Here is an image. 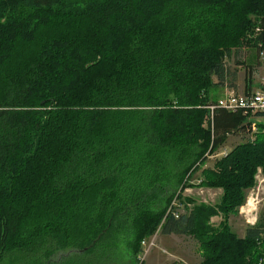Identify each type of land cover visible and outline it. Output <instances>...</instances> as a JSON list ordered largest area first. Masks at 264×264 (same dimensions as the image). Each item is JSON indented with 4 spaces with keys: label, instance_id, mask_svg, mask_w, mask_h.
<instances>
[{
    "label": "trees",
    "instance_id": "obj_1",
    "mask_svg": "<svg viewBox=\"0 0 264 264\" xmlns=\"http://www.w3.org/2000/svg\"><path fill=\"white\" fill-rule=\"evenodd\" d=\"M242 48L264 52V0H0V261L47 242L138 258L161 230L193 237L200 264H264V219L244 238L230 225L264 174V134L206 109ZM195 187L219 204L184 199Z\"/></svg>",
    "mask_w": 264,
    "mask_h": 264
},
{
    "label": "rangeland",
    "instance_id": "obj_2",
    "mask_svg": "<svg viewBox=\"0 0 264 264\" xmlns=\"http://www.w3.org/2000/svg\"><path fill=\"white\" fill-rule=\"evenodd\" d=\"M260 59L261 55L256 49L242 48L234 51L226 60L227 78L224 85L215 87L209 92L211 102L214 103L224 98L230 91L244 95L259 90L263 77ZM249 139L250 136L243 133L228 137L224 147L209 156L207 162L192 177L191 184L198 185L204 169L213 168L218 160ZM256 181V187L248 192L245 206L241 208L237 216L230 218L231 228L240 238L245 237L248 227L256 224L259 218L264 219V174L262 170H259ZM221 196V190L198 187L188 188L183 195L184 199L190 198L196 203L213 206L219 204ZM186 203H181L178 199L174 201L173 209L176 210L175 213L178 216L185 215L188 212L186 208L192 209V204ZM220 222L221 218L212 219L215 226H218ZM122 248L125 251L124 254H113L114 256L108 259L102 254L86 255L74 250L61 252L51 242H47L42 250L33 252L14 250L4 254L0 264H49V262L57 264L67 256L70 258L60 264H200L202 262L199 244L193 237L188 235L166 236L161 230L156 236L144 242L142 255L138 258H135L125 247ZM52 252L55 254L49 259L48 256Z\"/></svg>",
    "mask_w": 264,
    "mask_h": 264
},
{
    "label": "built area",
    "instance_id": "obj_3",
    "mask_svg": "<svg viewBox=\"0 0 264 264\" xmlns=\"http://www.w3.org/2000/svg\"><path fill=\"white\" fill-rule=\"evenodd\" d=\"M260 32L261 30L257 29V34ZM261 62L263 77L260 89L244 95H239L234 91H230L224 98L214 103L211 102L209 106L206 107L210 112L211 118H213V114L217 109H223L228 112L242 111L249 117V125L252 134L254 135L259 132L264 134V52L261 54Z\"/></svg>",
    "mask_w": 264,
    "mask_h": 264
}]
</instances>
